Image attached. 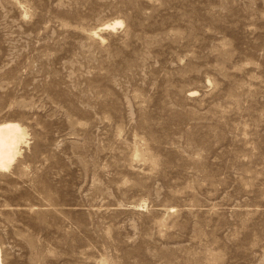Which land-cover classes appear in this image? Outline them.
<instances>
[{
  "label": "rangeland",
  "instance_id": "374dc122",
  "mask_svg": "<svg viewBox=\"0 0 264 264\" xmlns=\"http://www.w3.org/2000/svg\"><path fill=\"white\" fill-rule=\"evenodd\" d=\"M5 120V264H264V0H0Z\"/></svg>",
  "mask_w": 264,
  "mask_h": 264
},
{
  "label": "bare ground",
  "instance_id": "6f19581e",
  "mask_svg": "<svg viewBox=\"0 0 264 264\" xmlns=\"http://www.w3.org/2000/svg\"><path fill=\"white\" fill-rule=\"evenodd\" d=\"M114 23L113 29L123 24L122 21ZM27 136L26 129L20 123L10 120L0 122V173L7 172L14 166L22 155L23 148L28 146ZM0 264H5L1 245Z\"/></svg>",
  "mask_w": 264,
  "mask_h": 264
}]
</instances>
